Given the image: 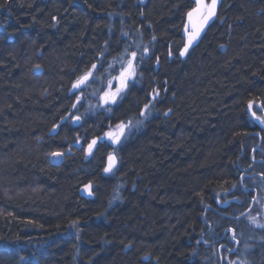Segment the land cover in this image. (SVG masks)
Returning a JSON list of instances; mask_svg holds the SVG:
<instances>
[{"label":"trees","instance_id":"1","mask_svg":"<svg viewBox=\"0 0 264 264\" xmlns=\"http://www.w3.org/2000/svg\"><path fill=\"white\" fill-rule=\"evenodd\" d=\"M0 5V264H221L228 230L224 264H264V0H217L184 56L195 0ZM133 52L138 82L90 113L72 85Z\"/></svg>","mask_w":264,"mask_h":264},{"label":"snow or ice","instance_id":"2","mask_svg":"<svg viewBox=\"0 0 264 264\" xmlns=\"http://www.w3.org/2000/svg\"><path fill=\"white\" fill-rule=\"evenodd\" d=\"M196 7L193 8L190 12H188V17L191 19L193 15H198L201 20L200 29L196 30L195 32L191 33L188 37V41L185 44L184 51L180 53L181 56H184L186 52H188L189 47L192 46L193 42L199 37L200 30L203 29V26L208 23L209 20H211L216 15V6H217V0H211V3H206L205 0H195ZM3 5H0L2 7ZM155 39V37H153ZM147 52V49L144 50ZM137 58V55L135 52L131 54V58L127 60L126 64L122 66V70L120 72L119 76V87L116 88L115 92H108L105 93L103 99L105 104H115L117 101V98H122L121 93H123L129 86V83H137L136 80L137 77V67L138 65L135 63ZM143 57H141L142 59ZM41 65H35L34 71L36 73L42 72ZM97 71V64H92L91 67L83 72L79 78L76 80V82L72 85L73 89H79L82 85L86 84L90 78L93 77L94 73ZM159 93H155L152 97V99H156L158 97ZM75 107V105H73ZM249 109L251 110L253 108V104L249 103L248 105ZM145 110L149 109V104L144 105ZM141 115L144 116L145 112H141ZM252 116L254 117L255 121L259 122L260 124L264 125V117H261L256 114L255 111L252 112ZM75 120L79 121L80 117L76 116ZM121 130H123L125 127H131V121H129L128 125L120 124L117 126ZM55 131V129H53ZM109 136V138L114 142H119V137L112 135L111 133L106 134ZM78 142V141H77ZM97 144L96 140H92L91 143L88 144V155H92L93 153V147ZM51 155L59 158L63 156V153L60 152H54ZM108 165L104 168L105 173H109L112 171V169L115 166V157L112 154H109L108 156ZM252 222L256 223L255 218H252ZM259 227H264V225H258ZM233 239H235V236H233ZM232 264H237V262H232ZM240 264H245V262L241 261Z\"/></svg>","mask_w":264,"mask_h":264},{"label":"rangeland","instance_id":"3","mask_svg":"<svg viewBox=\"0 0 264 264\" xmlns=\"http://www.w3.org/2000/svg\"><path fill=\"white\" fill-rule=\"evenodd\" d=\"M190 20H189V31H188L189 34H191V33L195 32L196 30L200 29V25H201V20H200L198 15L194 14L193 17ZM205 25L203 26V29L200 30L199 37L202 34ZM199 37L193 42V44L196 43V41L199 39ZM130 58L131 57L128 56L126 58H122L121 57V58L115 60V62L112 65L111 69L106 74V77L103 79V82H102L101 85H99V82H100L99 80L98 81L96 80L97 81L96 87H92V84L89 83V82H87L86 84L82 85L83 87H85L87 89V93L90 96V99L93 101V103L89 107L90 108V113L98 112V111H108L109 108L113 106V104H105L103 97H104L105 93L115 92L116 89L113 88V86L115 84H117L118 85L117 87H119V76H120V72L122 70V66L124 64H126L127 60L130 59ZM116 67H118V68L116 69ZM117 78H118V80H116ZM124 94H125V92L121 93V96L123 97ZM120 100H121V98L118 97L116 103L119 102ZM142 117H143V120H145L146 119V113ZM123 124L124 125H128V123L127 124L123 123ZM135 128H138V124L131 122V127H125L123 130H121L117 126L114 129H111V131L109 133H111L114 136L119 137V142L118 143H114L110 139L109 144L117 145V144H120V143L124 142L125 140H127L130 137L131 133L134 132ZM78 142H80V141H78ZM85 151L87 152L88 148H86ZM243 187H244V185H243ZM250 191H252V190L248 189L247 187H244V192L246 194H248ZM261 199L264 200V190L262 192V195L259 194V192L258 193L255 192V196L252 198L253 206H251V209L248 212H251V210L254 208V206H256L258 203H260ZM263 211H264V209H263ZM227 233H229V237H230L231 243H233V244L236 243V244H234V246L227 244L226 246L221 247V249H223V248L226 249L227 253H228L227 255H224V259H223V257H221L222 258L221 260H223L221 264H224V262L226 260H229L230 254H236L238 249H239V243L235 242L236 240L233 239V236H234L233 231L232 230H228ZM220 253L222 254V252H220ZM237 264H239V263L237 262Z\"/></svg>","mask_w":264,"mask_h":264},{"label":"flooded vegetation","instance_id":"4","mask_svg":"<svg viewBox=\"0 0 264 264\" xmlns=\"http://www.w3.org/2000/svg\"><path fill=\"white\" fill-rule=\"evenodd\" d=\"M120 67V66H119ZM118 67H116V69H117ZM117 72V71H116ZM137 75H138V69H137ZM137 78V77H136ZM116 80H118V78L116 79ZM88 82H90V80L88 81ZM133 85V83H129V86H128V88L124 91V92H126L128 89H129V87H131ZM117 84H115L114 86H113V88L114 89H116L117 88ZM118 103V102H117ZM116 103V104H117ZM116 104H113V106H115ZM112 106V107H113ZM261 108V107H260ZM262 115H263V117H264V111H262ZM109 133V132H108ZM102 141H104L107 145H109V146H111V147H113V148H115V147H117L118 145H120V144H117V145H115V144H109V141H110V138H109V136L107 135L105 138H104V140H99V143H101ZM98 142V141H97ZM96 146V145H95ZM95 146H94V148H95ZM87 154H88V151H87Z\"/></svg>","mask_w":264,"mask_h":264},{"label":"water","instance_id":"5","mask_svg":"<svg viewBox=\"0 0 264 264\" xmlns=\"http://www.w3.org/2000/svg\"><path fill=\"white\" fill-rule=\"evenodd\" d=\"M249 114L251 115V117L254 119V117L252 116V109H249Z\"/></svg>","mask_w":264,"mask_h":264}]
</instances>
